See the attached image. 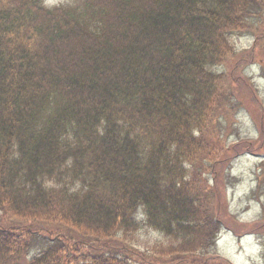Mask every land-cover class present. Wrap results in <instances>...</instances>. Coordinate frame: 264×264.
Here are the masks:
<instances>
[{
	"label": "trees",
	"instance_id": "16d2710c",
	"mask_svg": "<svg viewBox=\"0 0 264 264\" xmlns=\"http://www.w3.org/2000/svg\"><path fill=\"white\" fill-rule=\"evenodd\" d=\"M67 5L0 0V264H229L202 149L245 77L210 68L235 33L261 48L264 0Z\"/></svg>",
	"mask_w": 264,
	"mask_h": 264
},
{
	"label": "rangeland",
	"instance_id": "374dc122",
	"mask_svg": "<svg viewBox=\"0 0 264 264\" xmlns=\"http://www.w3.org/2000/svg\"><path fill=\"white\" fill-rule=\"evenodd\" d=\"M64 0H47V4L59 3ZM253 42L252 37L242 34L232 37L231 46L232 50L236 51L234 58L238 60L242 56H247L251 44ZM264 44V42H262ZM258 59V61H257ZM260 59L264 62V52L258 53L257 57L252 60L253 67L247 69H237L232 67L230 60L227 64L213 68L212 72L215 74L227 75L229 73H235L239 76V73L246 71V76L255 85L256 95L259 96V100L254 98H246L243 100L242 105L245 107L246 114L238 117V126L240 128V144L238 148L240 153L233 152L236 147V138H230L226 140H217L215 138L207 137V140L212 146H216L219 150L223 151V157L228 158L225 165L222 166V170L228 165V161H232L231 174L238 179H242V183L238 184L234 191L229 194V209L233 215H237V219L240 223H259L264 220V215L261 213V203H264L263 198H257L255 194L250 191L254 186V181L258 176V169L264 170V137L262 136L259 141L254 145L247 138L256 137L258 120L256 114L260 117L264 126V80L260 78ZM248 101L249 105L246 103ZM263 108V109H262ZM257 122V124H255ZM256 131V132H255ZM247 153L241 157H237ZM236 157V158H235ZM235 158V159H234ZM258 178V177H257ZM260 201V202H259ZM140 238L144 243H154L158 241L159 235L152 232H141ZM216 253L232 259L235 264H264V257L262 254V248L255 235L244 234L242 237H237L236 234L225 235L218 243Z\"/></svg>",
	"mask_w": 264,
	"mask_h": 264
}]
</instances>
